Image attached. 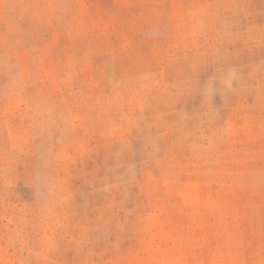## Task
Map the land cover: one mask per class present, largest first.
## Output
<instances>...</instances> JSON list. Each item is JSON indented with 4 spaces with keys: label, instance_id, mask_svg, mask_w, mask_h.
Here are the masks:
<instances>
[{
    "label": "rangeland",
    "instance_id": "rangeland-1",
    "mask_svg": "<svg viewBox=\"0 0 264 264\" xmlns=\"http://www.w3.org/2000/svg\"><path fill=\"white\" fill-rule=\"evenodd\" d=\"M0 264H264V0H0Z\"/></svg>",
    "mask_w": 264,
    "mask_h": 264
}]
</instances>
